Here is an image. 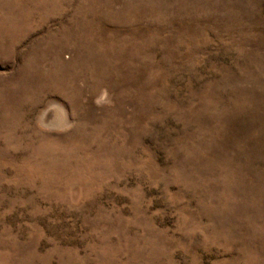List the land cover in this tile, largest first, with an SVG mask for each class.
I'll list each match as a JSON object with an SVG mask.
<instances>
[{
    "label": "rangeland",
    "instance_id": "obj_1",
    "mask_svg": "<svg viewBox=\"0 0 264 264\" xmlns=\"http://www.w3.org/2000/svg\"><path fill=\"white\" fill-rule=\"evenodd\" d=\"M0 264H264V0H0Z\"/></svg>",
    "mask_w": 264,
    "mask_h": 264
}]
</instances>
